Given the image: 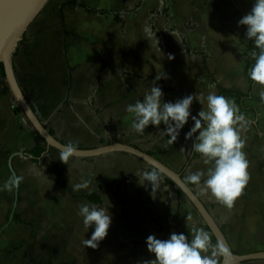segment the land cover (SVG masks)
<instances>
[{
  "label": "crops",
  "instance_id": "1",
  "mask_svg": "<svg viewBox=\"0 0 264 264\" xmlns=\"http://www.w3.org/2000/svg\"><path fill=\"white\" fill-rule=\"evenodd\" d=\"M137 1L49 0L27 28L14 55L17 79L39 118L65 145L95 149L116 142L129 144L152 153L190 182L186 177L191 172L209 166L203 163L200 154L191 151L195 134L185 135L194 123L191 118L177 140L168 144L167 134L161 131L166 127L163 123L159 127L150 124L144 132H138L132 127L133 117L125 111V106L142 99L153 84L162 88L164 100L175 101L187 94H197L205 107L208 92L219 94L218 85L248 93L250 83L245 75L246 59L240 41L246 36V26L238 21L251 10L254 0H210L207 9L217 8L218 21L224 25L222 30H217L221 38L215 41L173 39V34L178 32L173 33L172 23L166 26L153 20L131 26L130 33L136 28L141 32L129 44L128 26L118 22L122 21L118 15L131 12ZM143 1L137 7L141 15L154 6L157 8L152 18L159 20L166 15L167 8L161 9L165 0ZM86 7L106 10L114 19L105 20L102 13L89 12ZM109 26L118 32L116 38L104 34ZM136 42L141 45L135 47ZM180 48L190 58L201 57L206 72L203 80L197 77L198 81L194 82V72L185 68L179 73L185 82L178 85L175 81L173 85V52L175 49L181 52ZM215 59L218 64L213 63ZM261 92L264 84L257 83L253 96L258 100L246 99L245 109L237 104L251 121L243 131L249 180L241 195L229 208L210 193H201L197 185L192 188L223 230L233 251L239 254L264 250V97ZM17 105L0 66V230L9 223L0 235V252L9 254L8 250L17 247L14 257L9 254L11 258L17 256V264H52L54 257L68 258L73 249L76 258L69 264H85L88 255L93 257L90 264H139L154 258L147 249L149 234L166 239L175 231L191 238L193 226L208 232L207 224L192 203L185 195L179 196L177 187L167 183L164 175L158 174L160 186L155 191L150 182L139 183L138 176L143 170L155 169L131 154L112 152L92 158L70 157L65 163L59 159L61 152L46 144L45 152L37 158L30 150L44 143ZM201 108L194 99L192 113L197 114ZM12 155H15L12 165L16 174L23 176L15 208V189H2L12 174L9 166ZM82 179L90 181L89 187L73 190L72 184ZM140 180L144 182L142 177ZM80 203L111 204L113 214L108 236L90 254L81 243L86 229L78 215ZM12 213L13 219L18 216L22 222H9ZM74 219L81 225L77 244L67 242L68 234L57 227L75 223ZM220 258L221 252L217 256L218 264ZM245 264H264V261Z\"/></svg>",
  "mask_w": 264,
  "mask_h": 264
},
{
  "label": "clouds",
  "instance_id": "2",
  "mask_svg": "<svg viewBox=\"0 0 264 264\" xmlns=\"http://www.w3.org/2000/svg\"><path fill=\"white\" fill-rule=\"evenodd\" d=\"M238 24L246 26L247 39L253 40L259 49L250 76L264 84V0H254L251 10L240 18ZM261 96L264 97V92H261ZM163 97L162 88L153 84L144 92L142 99L128 103L125 111L133 117L132 127L142 133L150 124L159 127L163 123L166 127L161 131L167 134V143L173 144L191 118L194 123L185 135L192 137L195 134L191 151L200 154L203 163L209 166L206 170L191 172L186 179L197 185L201 193H210L231 208L249 180V161L243 151V131L251 121L241 112L235 100L215 92L207 93L206 107L197 94H187L175 101L164 100ZM194 99L202 105L197 114L191 111ZM77 151L69 143L59 159L66 163ZM140 177L143 178V183ZM138 178L142 185L150 182L152 191L160 186V177L155 170H143ZM22 180V175L12 173L2 189H18ZM89 183V180L82 179L72 184V187L73 190L87 189ZM110 208L111 204L78 205V215L83 218L84 226L92 229L90 237L81 241L83 245L97 248L99 242L108 236L113 222ZM192 232L194 236L191 238L184 232L175 231L166 239L149 234L146 238L147 249L154 254V258L145 259L139 264H218L217 256L223 251V245L213 244L210 234L203 228L193 226Z\"/></svg>",
  "mask_w": 264,
  "mask_h": 264
},
{
  "label": "water",
  "instance_id": "3",
  "mask_svg": "<svg viewBox=\"0 0 264 264\" xmlns=\"http://www.w3.org/2000/svg\"><path fill=\"white\" fill-rule=\"evenodd\" d=\"M48 2L49 0H0V64L4 67L7 84L20 108V111L26 116L34 130L42 137L49 147L62 152L66 145L51 134L46 124L39 118L38 114L29 103L19 84L14 66V55L23 39L24 33L36 17L40 15ZM77 149V153L72 157L92 158L112 152L128 153L141 159L148 166L169 178L192 203L205 224H207L211 232L214 234L218 243L223 245V259L220 264H244L249 261H264V250L247 254L235 253L223 230L201 199L197 196L194 189L187 184L180 173L172 170L155 156L121 142L103 145L95 149ZM18 154L23 155V153ZM14 156L15 155H12L9 162L12 173H16L12 165V158ZM18 196L19 188L15 189L14 208L17 205ZM13 213L9 222L13 220ZM8 225L9 223L4 225L0 230V235Z\"/></svg>",
  "mask_w": 264,
  "mask_h": 264
},
{
  "label": "rangeland",
  "instance_id": "4",
  "mask_svg": "<svg viewBox=\"0 0 264 264\" xmlns=\"http://www.w3.org/2000/svg\"><path fill=\"white\" fill-rule=\"evenodd\" d=\"M145 1L139 0L135 4V8L129 12L128 14L121 13L119 16V19H122V21H118L119 23H123L124 26L127 25L129 32L127 33V39L129 44L132 43L136 39V33H140L141 31H138L136 28V31L133 33L131 31V26L139 25L141 23H151L154 20L155 22L165 23L166 26L171 25L173 27V33L176 31L178 33L173 34V39L176 40H193L194 42L202 41V40H210L215 41L221 37H218L217 30H222L224 28V25L222 23H219L217 18V8L215 10L213 9H207V7H210L211 1L210 0H165V3L163 6H161V9L164 11L167 8V13L164 16H160L159 20L157 17L151 16L153 11L156 10L157 6H154L155 8H151L148 11L146 15H141L139 13V10H137V7H140L144 4ZM173 7V10H172ZM45 8V7H44ZM43 8V9H44ZM166 11V10H165ZM173 14V15H172ZM173 16V22L171 21ZM103 18L105 20L111 21L113 18L112 14H103ZM140 26V25H139ZM195 29L197 31H190L189 29ZM198 30L202 32H198ZM227 33L228 29L226 28ZM215 31V32H214ZM104 34L109 35L112 38H116L118 32H116L113 27L109 26L108 32L104 30ZM130 34V35H129ZM204 35L202 37L201 35ZM182 35H184L182 37ZM144 45H147V41L145 44V41L140 37L139 38ZM153 44L152 37L150 38L149 45L151 46ZM141 44L137 43L135 44V47L139 46ZM181 52L178 51V49H175V53L173 52V85H175V81H177L178 85H182L185 82L184 77H180L179 73L182 71H185V68H187L188 71L194 72V82L198 81L197 77H199L201 80H203L206 77V72L204 70V66L202 63V59L200 56L190 58L187 56L186 51L182 48H180ZM238 50V49H237ZM244 48H241V51H243ZM189 57V58H187ZM187 59V60H186ZM213 63L218 64V61L216 59L213 61ZM177 76L178 79L176 78ZM188 82H190L188 80ZM18 106V105H17ZM75 223H65L63 225H58V230L61 231L63 234L67 233L68 240L67 242H72L77 244L76 236L77 233L81 231V225L77 223V220L74 219ZM85 237H90L91 235V228L85 227ZM66 242V241H62ZM71 244V243H70ZM72 249V247L70 248ZM92 247H86V253H94L92 252ZM76 250L73 249L70 252V255L68 258L64 254V258L61 259L60 257H54L52 260V264H69L73 263L74 259L76 258L75 253ZM9 254L6 252H0V264H17V256L15 258H11ZM93 257L91 255H88L86 257L85 264H90ZM62 260V261H61Z\"/></svg>",
  "mask_w": 264,
  "mask_h": 264
},
{
  "label": "trees",
  "instance_id": "5",
  "mask_svg": "<svg viewBox=\"0 0 264 264\" xmlns=\"http://www.w3.org/2000/svg\"><path fill=\"white\" fill-rule=\"evenodd\" d=\"M86 9L89 12H97V11H99L102 14L109 13L106 10H96V9H92V8H89V7H86ZM240 41H241V44L244 46L243 55H244V57L246 59V63H245V75L247 76V78L249 80V83H250L249 91H248V93H244V92L239 91V90L225 88V87H223L221 85H218L217 88H218L219 94L224 95V96L228 97L229 99L235 100V102L242 109H245L244 108V101L246 99L258 100L255 96H253V92H254L255 85L257 83H259V82L255 81V80H253L251 78V76H250V70H251L253 64L255 63L256 55L258 54L259 49L254 44L253 40L247 39V36L241 37ZM0 66L3 69V74L5 76L4 67H3L2 64H0ZM262 102L264 103V100ZM18 110L20 111V108H18ZM251 110L254 111V112H256V110L254 108H251ZM49 131L51 132V134L54 135V132L51 129H49ZM34 133L36 134L37 138L41 142L44 143V146L43 145H40V144H37V146L34 149L30 150V152L38 158V157H40L45 152L47 145H46L45 141L42 139V137L39 134H37V132L35 130H34ZM149 154L150 155H153L152 153H149ZM155 171L158 174H161L159 171H157V170H155ZM166 181L169 184H173L172 181L169 178H167V177H166ZM187 184L191 188H193L195 186V184H193L192 182H187ZM177 192H178L179 196H184V193L180 189H178V188H177ZM88 197H89V199H92L93 198L92 196H88ZM13 220L16 221V222H19V223L22 222V220L18 216L17 217L15 216V219H13ZM206 229L208 230V232L210 234L211 242L213 244H217L218 243L217 239L215 238L214 234L211 232V230L209 229V227L207 225H206ZM16 250H17V247H14L13 249L8 250V252H9V254H11L14 257ZM222 259H223V252L221 251L220 263L222 262Z\"/></svg>",
  "mask_w": 264,
  "mask_h": 264
}]
</instances>
